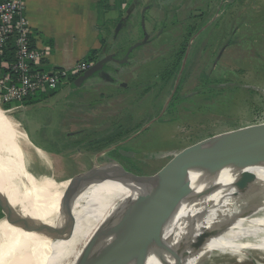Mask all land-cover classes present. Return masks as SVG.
Segmentation results:
<instances>
[{
  "label": "rangeland",
  "instance_id": "rangeland-1",
  "mask_svg": "<svg viewBox=\"0 0 264 264\" xmlns=\"http://www.w3.org/2000/svg\"><path fill=\"white\" fill-rule=\"evenodd\" d=\"M210 2L199 0L204 13L202 17L194 18V22L199 25L202 21L209 20L211 16L212 19L198 28L194 42L190 43L189 53L186 55L188 61L194 55L192 78L190 75V79L184 85V92L194 91V112L168 113L164 116L167 120L149 124L137 140L132 142L137 152L129 155L130 161L132 160L130 165L134 166L137 174L175 175L187 166V159L182 156L185 153L197 151L205 154L221 143L235 141L243 130L264 127V0H226L221 2V5L219 0H216L213 11H209L207 15V9H212ZM217 5L220 9L213 16ZM142 18L140 27L127 28L120 34L117 42L122 46V54L134 41H139L142 27L146 29ZM106 36L105 45H109L111 49L115 45V40L111 39L113 38L111 33L109 35L105 33ZM147 47L150 49V45L144 48ZM170 50L166 48L165 51L159 50L149 54L143 50V53L151 57L150 61H156L169 55ZM139 52L135 55H139ZM101 56L103 54L99 53L98 58ZM52 68V65L48 67ZM157 71L159 67L149 63L147 67L143 64L133 73H139L140 80H144L145 76L152 77ZM104 73L108 75L101 74V79L104 76L110 78L109 71L106 70ZM135 74L124 72V78L119 77L121 80L116 78L120 85L119 81L115 80L116 83L112 86H101V90L104 89L106 92L100 94L101 92L95 91L93 95L89 94L80 100L76 98L79 97L80 91L71 92L70 88L61 87L55 95L37 103L27 105L23 102L10 103L8 107L5 106L6 108L0 106V109L8 110L12 119L20 123L33 146L44 145L57 152L52 154L41 149L50 157L51 167L44 165L35 155L27 157L21 164L25 176L34 183L50 179L53 182H65L88 172L89 167L103 168L102 164L106 163L109 155L107 153L96 155L85 151L83 144L73 146L70 142L75 138L69 134L82 129L87 133L95 128L105 133L116 124L114 122L119 120L123 111L128 114L126 110L133 111L139 122L148 118L145 117L147 114L142 115L144 109L149 107L148 104L145 102V106H141L147 98L146 91H137L138 100L135 103L128 97L133 92L131 88L136 82ZM70 79L66 78L64 82L69 84ZM111 88L114 91H110ZM190 101H193V96ZM78 103L90 105L87 108L74 105ZM14 104L22 105L20 108H13ZM88 136H84L82 142L94 138L88 139ZM118 151L126 155L122 148ZM123 164L128 165L124 161ZM118 165L122 166L119 163ZM197 167L199 165L190 166L187 172ZM43 176L46 178L43 179ZM0 178L7 183L2 172ZM9 201L19 210L38 202L32 200L31 203L29 199L19 195ZM0 214V221L8 216L1 210ZM252 255L256 258L259 254ZM214 259L213 255H209L199 264L221 263ZM238 264L253 263L245 261Z\"/></svg>",
  "mask_w": 264,
  "mask_h": 264
},
{
  "label": "bare ground",
  "instance_id": "bare-ground-1",
  "mask_svg": "<svg viewBox=\"0 0 264 264\" xmlns=\"http://www.w3.org/2000/svg\"><path fill=\"white\" fill-rule=\"evenodd\" d=\"M31 155L51 167L48 154L36 149L20 124L0 109V172L7 180L0 178V191L8 200L18 195L38 200L20 210L35 220L36 233L18 227L8 214L0 221V264H99L115 232L121 237L127 221L137 216L136 204L143 211L155 210L173 180L165 176L126 180L103 174L34 183L21 165ZM246 170L255 177L239 190L233 186L237 171L229 167L212 176L200 167L187 172L192 194L180 203L165 233L170 238L163 262L150 264H199L209 255L220 264H264V165ZM206 187L212 190L193 203L194 190ZM213 230L205 245L191 253L194 241ZM31 249L40 253L37 261Z\"/></svg>",
  "mask_w": 264,
  "mask_h": 264
},
{
  "label": "water",
  "instance_id": "water-1",
  "mask_svg": "<svg viewBox=\"0 0 264 264\" xmlns=\"http://www.w3.org/2000/svg\"><path fill=\"white\" fill-rule=\"evenodd\" d=\"M124 19L125 18H121L119 20L114 31V38H116L120 29L124 26ZM142 21L144 26V18H142ZM142 31L144 33L142 40L129 45L121 59L116 58V53L105 52L106 46H103L101 50L103 56L97 58L91 63L88 69L74 78L70 86L74 89L79 88L86 80L95 75L100 76L109 63L115 62L123 64L127 62L129 54L137 47L145 44L149 38L144 27H142ZM36 149L41 150L38 147H36ZM182 156L187 159V166L180 169L177 174L152 175L165 176L166 178L173 179L160 194L159 206L155 210L147 212L143 211L141 204L138 202L134 208V213L137 216L127 221L125 233L121 237H116L119 232L118 230L115 232V239L110 241L109 246L99 256V264H108L109 262L110 264H126L127 262V264H150L152 260L162 263L164 260L162 254L170 238V236L165 233H167L170 222L173 220V215L180 203L192 194L193 191L191 179L187 173L188 168L190 166L199 165L201 172L212 176L221 169L229 167L237 171L233 179V186L236 190L243 188L255 177V175L246 170V168L264 165V127L243 130L235 141L225 144L221 143L215 149H211L205 154L194 151L185 153ZM102 166L103 168H90L88 172L76 177L103 174H111L114 177L124 178L126 180L151 177L131 173L126 170L124 171L116 162L105 163L102 164ZM211 190V187H206L198 191L194 190V195L191 197L194 198L193 203L199 201V198H203ZM0 210L3 214L10 215V217L15 220L18 227L24 231L29 233L37 232L35 220L25 215L18 208L12 206L8 198L3 195L1 191ZM198 214H200V211H198ZM213 233L214 230L203 232L192 244L190 252L194 254L199 251ZM37 253L40 254L35 251V249H31V255L34 257L35 261H37V258L39 259ZM184 257L187 258L188 255Z\"/></svg>",
  "mask_w": 264,
  "mask_h": 264
},
{
  "label": "crops",
  "instance_id": "crops-1",
  "mask_svg": "<svg viewBox=\"0 0 264 264\" xmlns=\"http://www.w3.org/2000/svg\"><path fill=\"white\" fill-rule=\"evenodd\" d=\"M135 1L137 3L133 6V12L143 7L145 9L146 30L150 33L159 31L160 35L154 39L155 44H159L156 45L158 47L161 43L178 37L182 41L187 28H194V15H203L204 13L201 10L202 5L199 0H23L24 15L34 33L32 46L44 54V68L48 69L52 65L53 68L69 69L84 61L83 58L91 50L101 54L102 47L109 46L103 43L107 38L105 33L106 35L109 33L111 36L114 35L119 20L128 15V9ZM205 1L212 3V9H207V15H209V11L214 9L216 0ZM223 1L226 0H219V5ZM219 5L215 7L216 12L214 11L213 16L219 11ZM211 17L210 19H212ZM210 19L206 22H210ZM134 22H136V18H134ZM206 22L204 20V23ZM126 28L124 23L120 31L127 30ZM111 39L114 41L115 38L111 37ZM193 39L194 31L189 37V42ZM110 45L112 46V44ZM100 77L101 75H95L89 83L74 89L70 86L74 79L72 76L69 84L64 82L59 89L67 87L70 88L69 91L71 92L80 91L79 97H76L80 100L82 97L86 98L89 94L95 93V91L102 94L106 91L101 90V86H112L116 83L107 78L102 80ZM109 90L114 91L113 88ZM74 105L87 108L90 104L78 103ZM25 134L28 137L26 132ZM94 136L104 142H112V139L109 140L111 136L108 133L89 134L88 139ZM38 148L51 149L44 145Z\"/></svg>",
  "mask_w": 264,
  "mask_h": 264
},
{
  "label": "flooded vegetation",
  "instance_id": "flooded-vegetation-1",
  "mask_svg": "<svg viewBox=\"0 0 264 264\" xmlns=\"http://www.w3.org/2000/svg\"><path fill=\"white\" fill-rule=\"evenodd\" d=\"M137 2L131 4V7L128 9V15L125 17V27L127 28H133V27H140L141 18L143 17L145 20V10L144 7L134 11V4ZM134 18H136V22H134ZM126 28V29H127ZM141 30V29H140ZM142 31V30H141ZM145 31L148 33L149 38L145 44H143L141 47L139 46V50L143 49L144 47L150 45V49L144 48V51H147L149 53H153L155 51L164 50L166 48H170L169 55H165L164 57L159 58L158 60L150 61L151 57L143 53V50L139 52V55H135V51L131 52L129 54V58L126 62V64H120V63H109L108 66L103 70V75H108V73H104L106 70L109 71L110 79L112 81H115L116 78L119 79V77L122 79L124 78V72L131 73L132 75L135 74L133 71H138L143 64L147 67L149 63L156 64V67H159V71L157 73L152 74V77H144V80H140V74L136 72L135 74V84L132 86L130 95L128 97L130 100H132L133 103H135L138 100V94L137 91L144 90L145 95H147V98L141 106H145L148 104L149 107L147 109H144L143 114H147L143 121L139 122V119L134 116L133 111H128V114H125L123 111L122 115L118 118L119 120H116L109 130H107L105 133H112L114 130L117 131L119 124H122L123 126L127 127H134L139 124L138 128L133 130L130 134L127 136L119 139V138H109V140L112 139V142H104L102 139H96L95 136L92 139L86 140L84 142H81V144L88 146L84 147L85 151H90L92 153H95L96 155H100L101 153H107L109 156L107 157L106 163L116 162L121 164L122 168L126 169V171L131 173H137L135 171L134 166L130 165V154H133L137 152V150L132 146V142L137 140V137H139L143 131L149 126V124L156 122L158 120H167L164 116H166L168 113H177V112H194V91L184 92L185 88L184 85L188 82L190 79L191 72L194 71V55L191 57V59L188 61V53H189V46L190 43L194 42V39L189 42V39L185 42V48L184 52L182 53V56L179 57L176 54V51L180 48V45L182 44V41L178 38H175L171 41L163 42L162 45L155 46V37L159 36V31H155L154 33H150L145 29ZM119 34V33H118ZM117 37V36H116ZM143 38V31L141 34V37L138 39L141 41ZM136 42V41H134ZM133 42V43H134ZM115 45L112 46L111 49L106 47L105 52L107 53H116V58L121 59L124 55L121 53L122 48L118 45L117 40L114 42ZM132 43V44H133ZM155 44V45H154ZM154 45V46H153ZM102 50V49H101ZM102 57V56H101ZM163 58V59H162ZM130 68V69H128ZM172 71V72H171ZM171 72V73H170ZM170 73V74H169ZM173 73V74H172ZM108 76H104V79H106ZM94 76L88 80H86L82 86H84L85 83H89L91 79H93ZM192 78V75H191ZM119 79V80H121ZM103 80V79H102ZM116 80V81H119ZM88 85V84H87ZM120 85V81H119ZM81 86V87H82ZM93 95V93L91 94ZM193 96V101L189 102V99ZM190 106L188 105L189 103ZM140 112V111H139ZM153 113V114H152ZM152 114L151 116H148ZM83 130V129H82ZM78 131L77 133L69 134V136H73L75 139L74 141L78 140L87 136L89 134H95L99 132L96 128L94 130H90L91 132H85V131ZM104 133V132H102ZM72 140V142H74ZM83 141V140H82ZM70 142V144L72 143ZM101 142V144H100ZM103 144H108L107 146H102ZM129 144V145H128ZM131 144V145H130ZM120 148H122V151L126 153V155L118 153ZM47 152H51L52 154H56L57 152L55 150H46ZM121 159V161H120ZM124 163L127 165L125 166ZM102 163V162H101ZM120 166V165H119ZM91 168V167H89ZM192 168L191 170H193ZM189 170V171H191Z\"/></svg>",
  "mask_w": 264,
  "mask_h": 264
},
{
  "label": "built area",
  "instance_id": "built-area-1",
  "mask_svg": "<svg viewBox=\"0 0 264 264\" xmlns=\"http://www.w3.org/2000/svg\"><path fill=\"white\" fill-rule=\"evenodd\" d=\"M33 35L24 15L23 0H0V64L8 70L0 74V106L21 103L36 92L55 89L91 65L82 61L69 69L44 68V54L32 46ZM7 52H13L11 63L5 59ZM15 104L13 108L21 107Z\"/></svg>",
  "mask_w": 264,
  "mask_h": 264
},
{
  "label": "trees",
  "instance_id": "trees-1",
  "mask_svg": "<svg viewBox=\"0 0 264 264\" xmlns=\"http://www.w3.org/2000/svg\"><path fill=\"white\" fill-rule=\"evenodd\" d=\"M203 15H194V18H197V17H202ZM203 23H204V21H202L201 22V24H196L195 22H194V28L193 27H188L187 28V30H186V32L184 33L185 35H184V39L182 40V44L180 45V50H179V52H177L176 54L179 56V57H181L182 56V53L184 52V48H185V42L187 41V39H189V37L192 35V33H193V31H194V34L197 32V30H198V28L200 27V26H202L203 25ZM121 33H123V32H119V34L117 35V37L114 39L115 41L116 40H118L119 41V37H120V34ZM113 34V33H112ZM105 42L106 41H104L103 43L105 44ZM120 47H122V46H120ZM141 47V46H140ZM109 48V47H108ZM139 48V47H138ZM138 48H136V49H134V53H136V52H139V49ZM133 52V51H132ZM98 52L97 51H95V50H91V51H89L87 54H86V56L83 58V60L85 61V62H87V63H93L97 58H98ZM5 59H6V61L7 62H9V63H11V62H13V60H14V57H13V52H7V55H6V57H5ZM123 64H126V62L125 63H123ZM8 70L3 66H1V64H0V73H4V72H7ZM172 72V71H171ZM170 72V73H171ZM169 73V74H170ZM173 74V73H172ZM59 87H60V85H58L55 89H52V90H46V91H41V92H36V93H34V94H32V95H29V96H27V97H25L21 102H23L25 105H27V104H33V103H37V102H39V101H42V100H45V99H47L48 97H51V96H53V95H55L56 93H57V91H58V89H59ZM9 104L10 103H4V104H2V106L1 107H5V106H9ZM6 108V107H5ZM1 110L4 112V113H7V114H9V111L8 110H5V109H3V108H1ZM138 126H139V124L138 125H136V126H134V127H130V126H127V127H125V126H123L122 124H119V126H118V129H117V131H113L112 133H109V135L111 136V137H113V138H119V139H121V138H123V137H125V136H127L128 134H130L133 130H135V129H137L138 128ZM81 142H82V140H81V138L80 139H78V140H76V141H74V142H72L71 144L73 145V146H78V145H82L81 144ZM108 144H103L102 146H107ZM86 145H84V147H85ZM83 147V146H82ZM83 147V148H84ZM191 170V169H190ZM8 193V192H7ZM9 194V193H8ZM29 202H31V203H33V201H30L29 200ZM0 217H1V214H0Z\"/></svg>",
  "mask_w": 264,
  "mask_h": 264
}]
</instances>
